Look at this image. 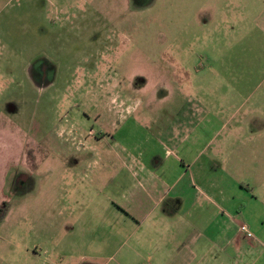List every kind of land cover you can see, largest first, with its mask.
<instances>
[{"label":"rangeland","instance_id":"1","mask_svg":"<svg viewBox=\"0 0 264 264\" xmlns=\"http://www.w3.org/2000/svg\"><path fill=\"white\" fill-rule=\"evenodd\" d=\"M256 1L264 14V0ZM238 3L0 0V144L5 134L6 145L0 202L10 204L0 230V264H17L18 255L20 264H36L26 254L30 246L42 250L38 264H147L141 252L123 247L115 256L116 245L88 241L86 230L98 219L94 206L89 212L68 208L54 160L36 172L46 156L59 158L57 145L34 147L28 155L30 139L60 142L66 127L99 135L96 117L104 105H96L91 119L84 112L99 94L156 95L148 102L163 110L166 124L207 126L197 132L202 145L213 139L206 154L214 150L235 180L264 193V51H245L263 46L264 33L250 31L255 21L240 27ZM182 145L187 155L189 138ZM79 215L92 220L89 228H79Z\"/></svg>","mask_w":264,"mask_h":264},{"label":"crops","instance_id":"2","mask_svg":"<svg viewBox=\"0 0 264 264\" xmlns=\"http://www.w3.org/2000/svg\"><path fill=\"white\" fill-rule=\"evenodd\" d=\"M238 5L240 27L245 20L255 21L250 31L260 27L264 33V14L257 1L239 0ZM245 51L258 53L264 45ZM241 64L256 65L252 61ZM155 96H95L93 106L84 112L91 119L96 105H104L96 117L101 133L72 126L61 132L60 142L30 139V157L34 147L60 148L59 158L46 156L36 172L53 160L61 166L63 202L83 212L94 206L98 219L93 230H86L88 241L116 245L115 256L128 247L148 257L147 264H264V193L257 185L235 180L219 160L224 158L212 155L214 150L206 154L214 147L213 139L202 145L197 132L207 126L166 124L163 110L148 102L156 100ZM152 112L156 115L151 117ZM188 114L195 116L196 112L189 110ZM13 128L21 144L22 129ZM188 138L192 148L185 155L181 148ZM4 141L5 134L0 144L5 157ZM216 150L220 152L219 147ZM92 196L96 199L89 202ZM84 217L78 216L79 228L85 223L90 227L92 220L87 216V222ZM6 223L5 218L0 230ZM75 223L68 221L69 227ZM242 224L250 227L255 238L240 231ZM26 251L31 262L38 264L43 259L37 247Z\"/></svg>","mask_w":264,"mask_h":264},{"label":"trees","instance_id":"3","mask_svg":"<svg viewBox=\"0 0 264 264\" xmlns=\"http://www.w3.org/2000/svg\"><path fill=\"white\" fill-rule=\"evenodd\" d=\"M10 210V204L8 202H3L0 205V223L7 217Z\"/></svg>","mask_w":264,"mask_h":264},{"label":"built area","instance_id":"4","mask_svg":"<svg viewBox=\"0 0 264 264\" xmlns=\"http://www.w3.org/2000/svg\"><path fill=\"white\" fill-rule=\"evenodd\" d=\"M240 231L246 234L249 239L255 238V234L251 231L250 227L247 224H242L240 226Z\"/></svg>","mask_w":264,"mask_h":264}]
</instances>
